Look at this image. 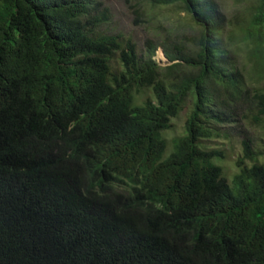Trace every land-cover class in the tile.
<instances>
[{"label":"trees","instance_id":"obj_1","mask_svg":"<svg viewBox=\"0 0 264 264\" xmlns=\"http://www.w3.org/2000/svg\"><path fill=\"white\" fill-rule=\"evenodd\" d=\"M123 1L196 33L139 48L103 0H0V264H264V0ZM242 122L229 177L203 143Z\"/></svg>","mask_w":264,"mask_h":264},{"label":"rangeland","instance_id":"obj_2","mask_svg":"<svg viewBox=\"0 0 264 264\" xmlns=\"http://www.w3.org/2000/svg\"><path fill=\"white\" fill-rule=\"evenodd\" d=\"M222 8L223 13L228 16L235 13L237 10H242L236 6L234 0H218ZM103 3L110 8L112 19L108 23V29L114 33H120L126 37H131L138 45L139 48L145 46L147 39L153 41H159L165 34L163 32L165 28L171 27L173 30L180 29L181 31L188 32L189 35L196 33V27L192 24L190 18L185 16L184 12H181L177 7H163L152 8L148 7V11L151 14H155L153 22H145L142 18L137 17V13H134V9L129 7V4L123 0H103ZM163 15V16H162ZM162 16V17H161ZM160 17V18H159ZM139 18V19H137ZM168 18L166 20H161ZM171 20V21H169ZM233 29V27L231 28ZM235 29V28H234ZM230 30V27H229ZM237 30V29H235ZM232 47L236 53L239 66L245 71L246 77L251 82H256L253 76L247 72L253 69V61L248 57V44L246 42L235 40L232 42ZM157 62L164 66L168 63V59L164 53L162 47H159L154 57ZM114 66L119 68V62L114 61ZM149 93H145L140 96V99L146 97ZM185 111L179 116L172 119V127L164 131L165 136L168 139V145H172V138L182 134L185 130ZM243 125H234L231 129L229 136L214 137L211 140H205L203 144L209 146L210 149H221L224 152L225 158L220 162L223 165L225 173L232 177L237 171L236 165L237 158L242 154L240 136L246 134V131L254 136L262 137L263 129H253L251 127L246 128L245 123ZM262 143L264 144V135Z\"/></svg>","mask_w":264,"mask_h":264}]
</instances>
